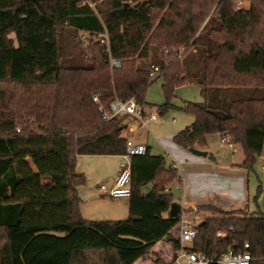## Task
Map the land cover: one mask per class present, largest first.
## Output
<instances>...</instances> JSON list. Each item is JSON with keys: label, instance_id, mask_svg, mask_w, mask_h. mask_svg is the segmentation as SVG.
<instances>
[{"label": "trees", "instance_id": "trees-1", "mask_svg": "<svg viewBox=\"0 0 264 264\" xmlns=\"http://www.w3.org/2000/svg\"><path fill=\"white\" fill-rule=\"evenodd\" d=\"M90 2L0 0V264H171L180 215L199 212L191 250L215 260L248 243L251 264H264V213L199 205L168 216L165 187L178 173L164 156L147 149L131 158L125 220L80 216L85 177L75 169L79 155L125 152L120 120H102L91 95L105 108L115 98L142 107L157 78L165 96L158 114L176 108L194 117L175 144L202 148L207 135L227 134L252 169L264 146V0ZM81 32L91 37L86 47ZM193 80L203 102L174 106V90ZM244 88L262 95L222 96ZM217 231L224 237L216 240Z\"/></svg>", "mask_w": 264, "mask_h": 264}, {"label": "crops", "instance_id": "crops-1", "mask_svg": "<svg viewBox=\"0 0 264 264\" xmlns=\"http://www.w3.org/2000/svg\"><path fill=\"white\" fill-rule=\"evenodd\" d=\"M146 105L142 106L143 111L147 114H151L146 111ZM190 125L191 124L188 126ZM135 127L137 128L138 125H133L132 129L134 130ZM144 128L145 127L138 128L135 131L132 130L136 140L145 145L146 150L148 149L151 155L166 156V165L175 169L178 173V180L167 185L165 187V192L171 195V203L176 202L180 205V212L183 207L211 205L221 211L246 210L253 214L260 212L264 213V203L260 205L257 203V200L263 193V187L259 186L256 173L253 175L255 176V183H250L253 181V176L251 178L250 172L254 170V166H256L258 160L261 163V158L264 154V146L262 153L256 157L253 168L248 170L241 166L244 155L240 145L234 144V152L221 146L220 143V150L212 148V138L216 134H209L206 136L205 147L187 149L173 142L172 138L174 134L180 130L176 131L169 137L159 141V145L164 150L162 154L159 149H152L147 143L142 142L139 132ZM217 135H219L220 138V134ZM192 149L205 151L206 155H196L192 153ZM239 152L241 155L238 154ZM80 157L87 158L85 169L88 166L87 170L81 173L85 177L84 185L86 186L81 197L84 198L87 196L89 203L94 204L92 211L89 213L87 210L83 209V207H80L79 210L83 219L87 221H90V219L91 221H99L100 219L113 220L116 219L115 215H122L124 211L127 212L128 198H109L99 191L100 184L107 183L111 185L117 177L120 155H79L77 159ZM171 187H175L177 191H180L178 201H174ZM149 188L150 185L143 188V191ZM77 191L78 194H80L78 188ZM251 197H253L254 204L251 203ZM105 198L110 200L122 199L121 204L123 207H121V209L100 208L99 202H104ZM84 213L92 216H87L90 218H86ZM188 215L195 220L196 224L204 218V214L201 212Z\"/></svg>", "mask_w": 264, "mask_h": 264}, {"label": "built area", "instance_id": "built-area-1", "mask_svg": "<svg viewBox=\"0 0 264 264\" xmlns=\"http://www.w3.org/2000/svg\"><path fill=\"white\" fill-rule=\"evenodd\" d=\"M87 40L86 36H82V41ZM101 44L107 45L105 35H101ZM183 51L182 48L179 50ZM112 67H119V60L111 61ZM160 75V70L157 66H152L149 72V77L155 79ZM92 101L98 105V110L101 113V118L104 121L111 119L120 120L121 136L125 137V152L120 155L119 172L114 182L111 185L102 183L99 185V191L109 198H128L131 194V158L133 156L143 155L146 152V147L138 142L135 137H126V131L133 130L129 125L130 121L138 123V128L147 127L150 122H155L156 118L153 114H147L143 111L134 98L129 99H113L108 108H105L100 102V94L94 93L91 95ZM219 143L221 146L235 151L234 144L230 141L227 134L220 135ZM260 170L264 175V154L261 158ZM179 233V248L173 258L171 264H207L215 262L216 264H251L252 256L249 252V244L243 243L239 248L229 247L222 252L215 260H210L207 256L198 251H193L189 247L195 240L197 230L195 220L188 214H181L178 223ZM224 237L223 231H217L215 239Z\"/></svg>", "mask_w": 264, "mask_h": 264}, {"label": "rangeland", "instance_id": "rangeland-1", "mask_svg": "<svg viewBox=\"0 0 264 264\" xmlns=\"http://www.w3.org/2000/svg\"><path fill=\"white\" fill-rule=\"evenodd\" d=\"M96 1H97L96 2L97 5L98 4L103 5V2H102L103 0H96ZM84 2H89L92 6L95 5V3L90 2V0H84ZM103 7H105V6H103ZM236 7L247 9L249 7V3L246 1H243V2L238 1L236 3ZM69 35H70V31H66L62 36L63 39L65 40L64 41L65 44H67V41L69 39ZM82 36H86L87 40L82 41ZM78 37L80 38V40L83 44V47L87 46V42L91 38V37H88L87 34H84L83 32L78 33L77 38ZM161 85H162V79L157 78L147 88V91L145 94V101L148 104L145 106L147 108L146 111L148 113L153 114L155 116L156 120H155V122L150 123L147 126L148 128L145 127L144 129H141L139 134H140V139L142 140V142L147 143L149 146L152 147V149L153 148L159 149V151L163 154L164 150L159 145V141H161V139L169 137L172 133L179 131V130H182V128H185L186 126L191 124L194 121V117L191 114H188V113L183 112L180 109H176V108H172L168 112H166L165 114L159 115L158 112L156 111V108H157V106H160L161 104H163L165 102V96H164ZM250 91H251V89H248V88L230 89V90H228V93H225L223 95L221 94V95L223 97H225V99H227V100L239 99V98H242L244 96H252V95L255 96L256 94H257L256 96L262 95L260 89H256V93H254V94ZM171 102L176 107L181 106L185 102H203V97L201 96V93H200V86H198L196 81L194 80L191 83L184 84V85L176 88L174 90V97L171 99ZM135 124L138 125V123H134L133 121H130V123H129V125L131 127ZM135 130H137L136 127L133 131H135ZM133 131L128 129L125 133V136L126 137H129V136L134 137ZM212 148L220 150V148H219V135H217V134L214 135L212 138ZM164 154H166V153H164ZM238 154L241 155L240 152ZM236 156H237V154H236ZM164 157H166V156H164ZM86 159L87 158H85V157H80L77 159L76 167H75L77 173H83L84 170H87L88 166L85 169ZM259 167H260V161L258 160V163L256 164V166H254V170L250 172V175L252 178V176L256 173L259 186L263 187V193H262V195H260V198L257 200V203L260 205L261 203H264V175L260 172ZM252 180L253 181H251L250 183H255V176H253ZM85 187H86L85 185L78 187V190L80 193L79 198H80V200H82V202L80 201L79 209H80V207H83V209L87 210V212L89 213L90 211H92L94 204L89 203V201L87 200L88 199L87 196H85L84 198L81 197V194L83 193V190L85 189ZM171 188H172V194H173L174 201H176V200L178 201L180 191L179 190L177 191L175 189V187H171ZM121 201H122V199L110 200L108 198L107 199L105 198L104 202H99V207L100 208L121 209V207H123V205L121 204ZM251 203L252 204L255 203L253 200V197H251ZM80 216L83 218V216L81 215V212H80ZM84 216H86V218H90L87 216H92V215L84 213ZM115 216H116L115 217L116 219H113L115 221L125 220L128 218V210H127V212L124 211V213H122V215L118 214ZM105 220H111V219H100L99 221H105ZM90 221H91V219H90ZM58 235H62V234L58 233ZM162 247H163V244H161V247H158L157 249H161V251L163 253H165L167 248H162ZM141 264H143V263H141ZM147 264H149V263H147Z\"/></svg>", "mask_w": 264, "mask_h": 264}, {"label": "water", "instance_id": "water-1", "mask_svg": "<svg viewBox=\"0 0 264 264\" xmlns=\"http://www.w3.org/2000/svg\"><path fill=\"white\" fill-rule=\"evenodd\" d=\"M192 153L196 154V155H201V156H205L206 155V152L205 151H199V150H196V149H192L191 150ZM180 205L176 202H172L170 204V208H169V211H168V216L170 218H176L178 217L179 213H180Z\"/></svg>", "mask_w": 264, "mask_h": 264}]
</instances>
